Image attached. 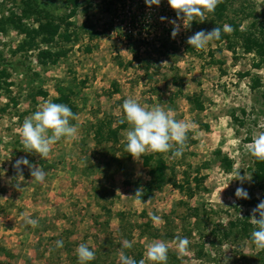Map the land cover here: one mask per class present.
<instances>
[{
    "label": "rangeland",
    "instance_id": "rangeland-1",
    "mask_svg": "<svg viewBox=\"0 0 264 264\" xmlns=\"http://www.w3.org/2000/svg\"><path fill=\"white\" fill-rule=\"evenodd\" d=\"M255 9L263 12L264 0ZM175 19L167 0L151 7L145 0H0V264H79L81 243L95 252L87 264H120L121 251L154 264L145 255L154 241L168 243L167 264L174 257L179 264H223L225 257L229 264H264L251 242L254 228L243 234L251 209L264 199L245 147L254 131L264 130V65L255 68L254 56L242 51L235 59L213 42L189 51L187 38L200 29L193 22L184 29L181 21L173 39L169 20ZM42 50L60 52L58 63H45ZM254 76L261 89H251ZM60 86L75 90L79 120L71 123L78 135L61 139L42 159L25 151L19 129L46 100L56 103ZM194 94L203 112L188 102ZM128 98L172 109L175 119L195 125L181 158L161 153L176 183L142 203L130 196L150 180L144 158L153 153L135 160L125 151L126 122L118 144L94 138L100 120L118 127ZM22 157L47 173L43 183L32 182L24 165V179L17 178L13 165ZM223 157L232 162L230 171ZM239 170L251 181L235 180ZM238 187L250 198L238 199ZM151 214L162 223L154 225ZM177 235L191 241L189 255L178 257ZM124 240L133 247L123 248Z\"/></svg>",
    "mask_w": 264,
    "mask_h": 264
},
{
    "label": "clouds",
    "instance_id": "clouds-1",
    "mask_svg": "<svg viewBox=\"0 0 264 264\" xmlns=\"http://www.w3.org/2000/svg\"><path fill=\"white\" fill-rule=\"evenodd\" d=\"M221 0H167L168 5L176 13L175 20H169L172 24L171 37L173 39L181 31V21L184 29H188L191 23L199 18L202 23L207 20L206 13H213ZM151 7L159 6L161 0H145ZM165 21L167 17H160ZM223 31L230 33V25H224ZM221 38V28L215 27L211 31L200 30L187 38L186 43L197 51L205 50L210 43ZM166 63V62H165ZM79 115L63 103H55L46 100L38 110L23 120L19 129L21 143L26 152L38 154L42 159H46L53 146L61 139H75L78 135V125L71 123L78 121ZM121 123H127L129 128L125 134V151L133 159L138 160L146 153H171L172 158H181L184 154L189 139L188 133L195 127L193 123L177 120L173 116V110H165L162 106L156 105L148 107L141 105L136 99L128 98L122 104ZM260 129H264V122L259 124ZM248 154L257 161H264V130L253 132L252 140L246 146ZM21 165L27 166L30 170L32 182L43 183L47 173L38 165L31 164L26 158L18 159L13 167L17 171V178H23ZM251 175L241 176L240 170L236 172L235 180L241 183L251 181ZM17 190L20 184H16ZM143 188H137L133 197L137 203H142ZM238 199H249L248 192L243 187H238L235 192ZM222 203V202H221ZM258 214V218H257ZM150 219L154 225L162 223V218L157 214H151ZM254 230L250 234L251 242L257 252L264 251V199L251 209L249 218ZM25 223L33 228L39 226L36 219L25 217ZM57 248L63 247V241L57 240ZM174 243L176 245L178 257L189 255V245L191 241L187 237L177 235ZM122 247L130 249L133 242L124 240ZM169 245L163 241H154L147 245V261L154 264H167ZM76 253L79 264L95 259V252L85 243H81ZM228 257L224 258L223 264H229ZM120 264H146L144 259L139 261L126 255L123 251L119 255Z\"/></svg>",
    "mask_w": 264,
    "mask_h": 264
},
{
    "label": "trees",
    "instance_id": "trees-1",
    "mask_svg": "<svg viewBox=\"0 0 264 264\" xmlns=\"http://www.w3.org/2000/svg\"><path fill=\"white\" fill-rule=\"evenodd\" d=\"M256 1L257 0H221L213 13H206V21L201 23L199 18H196V20L193 21V25L205 31H211L215 27H220L221 38L213 41V43L217 47L224 45L226 51L230 52L235 59L239 56V51H242L244 55L254 56L255 68H261L264 65V11L261 13L256 11ZM226 24L231 26L232 31L230 33H225L223 31V26ZM188 47L189 51H195L191 46ZM40 55L45 63H51L52 65L57 64L61 57L60 52H51L49 50H42ZM211 57L214 62L213 53H211ZM136 59H138V56H136ZM2 75L4 76V73H2ZM250 75L251 74L248 72L242 74L240 77L246 78ZM252 81V90L261 89L263 87L260 78L254 76ZM57 92L59 93V97L56 98V103L67 104L74 113H77L78 108L71 101V97L74 95L75 90L72 89V87L60 86ZM116 93H118V90H116ZM182 93L183 92L180 91V95ZM40 95L47 96L44 92H40ZM261 99L264 106V91L261 94ZM187 100L196 111L203 112L205 110V104L197 94L188 97ZM112 125L113 123L111 121L100 120L94 127V138L98 144L107 140L116 144L119 143V133L127 129V125L119 123L117 128H113ZM107 135H109V137H107ZM217 156L221 157L222 152L218 151ZM220 159L225 170L230 171L233 165L232 162L227 157ZM144 166L149 169L150 180L146 182L143 187L142 201L150 200L156 191L162 190L167 184L176 183L168 177L167 171L169 168L161 153H153L149 156H145ZM253 179L256 185H258V188L264 192V161H254ZM197 181H199L197 182L198 189L202 182H200V180ZM189 191L190 192L187 194L188 198H193L195 195L194 192L191 188ZM245 223L247 227L244 228L243 234L247 235L249 230L254 228V226L249 221ZM237 226L238 225H236V227ZM225 237H228V233L225 234ZM259 256L261 258L264 257V251H262ZM174 258V264H179L176 257ZM263 259L262 261L264 262ZM135 260L139 261L141 257Z\"/></svg>",
    "mask_w": 264,
    "mask_h": 264
}]
</instances>
